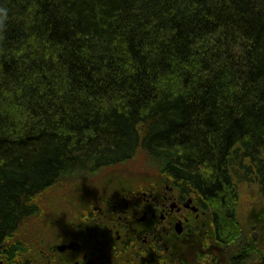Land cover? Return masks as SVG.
<instances>
[{
	"label": "trees",
	"instance_id": "1",
	"mask_svg": "<svg viewBox=\"0 0 264 264\" xmlns=\"http://www.w3.org/2000/svg\"><path fill=\"white\" fill-rule=\"evenodd\" d=\"M0 3V243L38 195L140 151L202 200L209 264H264V0Z\"/></svg>",
	"mask_w": 264,
	"mask_h": 264
},
{
	"label": "flooded vegetation",
	"instance_id": "2",
	"mask_svg": "<svg viewBox=\"0 0 264 264\" xmlns=\"http://www.w3.org/2000/svg\"><path fill=\"white\" fill-rule=\"evenodd\" d=\"M72 207L51 217L53 241L0 243V264H188L189 249L204 253L210 218L202 200L164 177L144 185L110 178L78 193Z\"/></svg>",
	"mask_w": 264,
	"mask_h": 264
},
{
	"label": "rangeland",
	"instance_id": "3",
	"mask_svg": "<svg viewBox=\"0 0 264 264\" xmlns=\"http://www.w3.org/2000/svg\"><path fill=\"white\" fill-rule=\"evenodd\" d=\"M114 177L132 179L143 185L163 179V176L157 171L155 165L150 162L148 163L145 154L139 151L127 162L104 170L99 176L84 179V183L80 181L66 182L64 184L58 183L36 197V214L28 217L21 223L12 239L14 241L18 240L20 243L27 241L29 242L28 245L32 240L35 242H40L41 240L46 242L53 241L55 237L52 238V236L55 232L46 228L50 224L51 217H59L60 215L62 217L68 211L66 207L72 210L74 199L78 193H83L88 186L94 184L107 185L108 179ZM238 191L240 195V207L237 211V218L241 226L247 227L249 225L248 217L251 208L261 205L263 202L255 185L251 183H247L246 181L239 182ZM212 253L213 255L206 253L207 255L205 254L204 256L217 259L221 255V252H217V250L212 251ZM190 256L192 258L194 255L190 254ZM188 264H196V260H190Z\"/></svg>",
	"mask_w": 264,
	"mask_h": 264
},
{
	"label": "clouds",
	"instance_id": "4",
	"mask_svg": "<svg viewBox=\"0 0 264 264\" xmlns=\"http://www.w3.org/2000/svg\"><path fill=\"white\" fill-rule=\"evenodd\" d=\"M9 20V8L0 3V30L6 27L7 21ZM196 264H208V257L198 255L196 258Z\"/></svg>",
	"mask_w": 264,
	"mask_h": 264
},
{
	"label": "bare ground",
	"instance_id": "5",
	"mask_svg": "<svg viewBox=\"0 0 264 264\" xmlns=\"http://www.w3.org/2000/svg\"><path fill=\"white\" fill-rule=\"evenodd\" d=\"M101 173H102V172H101ZM108 180H109V179H108ZM33 215H35V213H34V212H31V215H30V217H31V216H33Z\"/></svg>",
	"mask_w": 264,
	"mask_h": 264
}]
</instances>
